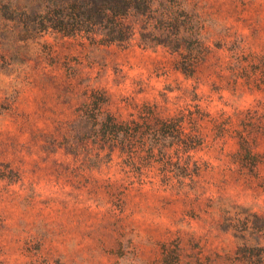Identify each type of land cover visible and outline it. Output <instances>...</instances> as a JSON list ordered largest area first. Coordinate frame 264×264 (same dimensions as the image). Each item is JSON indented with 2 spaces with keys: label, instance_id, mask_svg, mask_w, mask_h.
I'll list each match as a JSON object with an SVG mask.
<instances>
[{
  "label": "rangeland",
  "instance_id": "rangeland-1",
  "mask_svg": "<svg viewBox=\"0 0 264 264\" xmlns=\"http://www.w3.org/2000/svg\"><path fill=\"white\" fill-rule=\"evenodd\" d=\"M0 264H264V0H0Z\"/></svg>",
  "mask_w": 264,
  "mask_h": 264
},
{
  "label": "trees",
  "instance_id": "trees-1",
  "mask_svg": "<svg viewBox=\"0 0 264 264\" xmlns=\"http://www.w3.org/2000/svg\"><path fill=\"white\" fill-rule=\"evenodd\" d=\"M121 4H122L123 7H126V5H125V3H124L123 1H121ZM127 7H128V4H127ZM113 8H115V6L109 7L108 10H111V9H113ZM101 15H102V14H99V15L96 14V16H97L98 18H100V21H99V19H93V20H91L90 23H95V24H97V23L101 22V20H104V18L101 17ZM82 22H83V20H82ZM84 22H85V21H84ZM68 24H69V23H68ZM68 24H66V26H67ZM82 27H83V26H82ZM82 27L78 28V30H82Z\"/></svg>",
  "mask_w": 264,
  "mask_h": 264
}]
</instances>
